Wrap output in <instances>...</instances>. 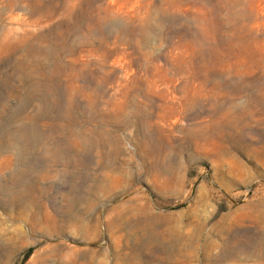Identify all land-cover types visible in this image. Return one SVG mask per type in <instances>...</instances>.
Returning <instances> with one entry per match:
<instances>
[{"label":"rangeland","instance_id":"374dc122","mask_svg":"<svg viewBox=\"0 0 264 264\" xmlns=\"http://www.w3.org/2000/svg\"><path fill=\"white\" fill-rule=\"evenodd\" d=\"M0 264H264V0H0Z\"/></svg>","mask_w":264,"mask_h":264}]
</instances>
